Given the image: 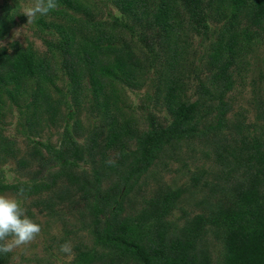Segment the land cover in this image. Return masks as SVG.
Segmentation results:
<instances>
[{"label":"trees","instance_id":"1","mask_svg":"<svg viewBox=\"0 0 264 264\" xmlns=\"http://www.w3.org/2000/svg\"><path fill=\"white\" fill-rule=\"evenodd\" d=\"M107 1L119 12L110 21L98 18L96 0H57L49 13L55 20L37 19L41 31L53 30L41 36V53L16 40L0 45V111L5 97L24 106L28 134L38 136L42 123L57 122L61 106L79 108L86 97L103 118L84 136L78 120L68 121L75 113L69 110L58 145L29 139L17 159L28 179H0V192L23 187V197L35 196L32 205L48 212L81 203L94 242L75 246L77 264H264V100H256L255 122L239 114L229 134L218 130L230 110L225 98L234 68L264 36V0ZM209 21L220 26L191 101L182 85L185 42L192 34L209 39ZM150 70L170 120L150 115L138 129L123 116L120 89L140 87ZM59 72L67 77L65 92L57 86ZM212 115L216 124L206 125L205 136L216 162L212 179L193 172L187 185L159 184L137 208L139 180L183 141L203 135L200 126ZM16 154L13 139L0 133V160ZM198 192L199 211L181 209L182 222L168 218L184 194ZM209 236L221 245L216 259ZM8 260L9 253L0 254V264Z\"/></svg>","mask_w":264,"mask_h":264},{"label":"rangeland","instance_id":"2","mask_svg":"<svg viewBox=\"0 0 264 264\" xmlns=\"http://www.w3.org/2000/svg\"><path fill=\"white\" fill-rule=\"evenodd\" d=\"M96 1H98V18L110 21L112 16H119L118 10L109 1ZM34 2L35 0H0V45H7L9 42L16 40L23 46L31 45L40 53L45 50L43 38L51 36L50 31L53 30L45 28L41 31L40 25L37 23L39 16L32 22H28V18L23 15V9L32 6ZM5 14L11 15L12 21H8L4 17ZM43 18L45 20L56 19L51 14L45 15ZM1 21H4L7 26L3 27ZM209 26V32L211 33L209 39L192 34L186 38L185 42L181 60V70L184 73L182 85L186 94L191 97V101L194 100V90L199 80L203 79L208 73L206 66L207 52L220 24L209 21ZM4 28L6 29L3 30ZM42 35L43 38H41ZM132 39L134 43L141 45L136 38L132 37ZM251 49L252 54L250 57L243 61L239 68H234V86L225 98L230 105V110L226 114L224 126L218 129L223 134H229L230 126L235 119L239 118V114L244 119V123L255 122L256 100L258 98L264 100V36ZM152 70L143 79L140 87L133 89L122 86L120 89L121 100H119V105L123 116L130 120L133 127L138 129L147 127L150 115L163 120L165 124L170 120L162 101L157 99L156 88L158 85L160 86V82L157 74ZM66 82L67 77L59 72L57 86L63 92H65ZM50 87L52 88V86ZM52 93L54 96L58 95L53 89ZM88 99L89 97L83 99L79 108L61 106L60 118L57 122L54 124L42 123L38 127V136H34L28 134L30 132H28L25 123L27 115L25 107H18L5 97L0 111V133L13 139L17 154L15 157L7 156L0 160V179L6 183L27 180L28 177L24 175L25 172L22 175L20 169L17 170L18 157L25 154L29 149V139L58 145L63 121L67 119L69 110H75V113L68 121L71 123L73 119L78 120L81 131H84V136L93 127H97L103 121V118ZM207 122L200 126L201 131L204 132L203 135L183 141L179 148L174 150L173 154L170 153L171 156L160 158L139 180V184L142 186L136 199L135 205L137 208L140 207L142 198L151 195L159 184H169L172 187L187 185L193 172L200 174L201 180L212 179L211 173L217 170L216 162L211 152V146L205 136H207L206 125H215L216 117L214 115L210 116ZM78 141L81 142L83 139L78 137ZM80 166L89 168L86 162H81ZM0 194L9 198L20 199L25 215L41 226L40 234L32 242L17 247L9 253L7 264H77L73 262L75 246L79 244L93 245L94 238L90 234L89 228L85 226L84 221L80 218V212L83 211L81 203L77 205L62 203L54 206L53 210L48 212L47 210H39L40 206L32 205L35 196L18 197L17 194L11 191H3ZM200 195L201 192L194 194V197L184 194L183 198L179 200V207L168 218L174 222H182V210L190 214L199 211L194 201ZM66 242L72 246L73 254L71 256L61 253L59 250L60 245ZM209 242L212 245L211 249H213L212 258L216 259L219 256L221 245L213 236H209Z\"/></svg>","mask_w":264,"mask_h":264},{"label":"clouds","instance_id":"3","mask_svg":"<svg viewBox=\"0 0 264 264\" xmlns=\"http://www.w3.org/2000/svg\"><path fill=\"white\" fill-rule=\"evenodd\" d=\"M57 7V0H35L32 6L23 9V15L28 18V22H32ZM24 194L25 189L20 187L17 196L23 197ZM40 232L41 226L25 215L20 199L0 194V254L7 255L15 248L29 244ZM59 250L69 256L73 254L72 246L68 242L61 244Z\"/></svg>","mask_w":264,"mask_h":264}]
</instances>
